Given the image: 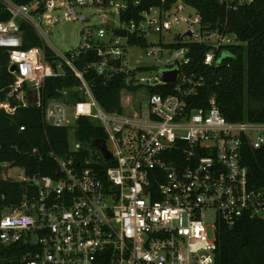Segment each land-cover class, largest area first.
<instances>
[{"label": "built area", "instance_id": "built-area-1", "mask_svg": "<svg viewBox=\"0 0 264 264\" xmlns=\"http://www.w3.org/2000/svg\"><path fill=\"white\" fill-rule=\"evenodd\" d=\"M141 1L0 0L9 13L0 20V47L15 67L7 96L41 107L46 124L74 121L69 154L50 153L54 176L1 163V175L24 186L14 203L0 190V243L18 248L22 264H214L221 225L264 218V186L251 184L241 160L245 142L264 153V121H229L212 97L198 107L192 100L202 77L188 69L186 44H206L204 63L217 64L235 34L205 28L183 0L138 9ZM252 1L219 0L226 9ZM61 21L82 24L79 47L60 51L50 43L47 28ZM20 22L32 27L39 45L23 46ZM67 69L78 79L73 90L80 99L66 102L69 89H62L43 103L45 79ZM91 69L105 78L125 74L122 91L138 95L130 111L122 99L120 112L99 105L86 76ZM173 69L176 79L164 81L162 72ZM0 107L15 109L7 100ZM80 116L103 128L109 159L75 138ZM83 148L87 154L77 158ZM11 167L19 172L6 175Z\"/></svg>", "mask_w": 264, "mask_h": 264}, {"label": "trees", "instance_id": "trees-1", "mask_svg": "<svg viewBox=\"0 0 264 264\" xmlns=\"http://www.w3.org/2000/svg\"><path fill=\"white\" fill-rule=\"evenodd\" d=\"M27 1L16 0L17 3ZM159 1L142 0L138 9L157 5ZM183 2L200 15L205 28H218L236 36V43L223 48L222 60L212 65L204 63V55L210 49L206 44H186L191 56L188 69L202 77L197 95L192 99L193 105L204 106L212 97L220 113L229 121H264V0H253L230 9L219 0ZM8 18L9 13L0 3V20ZM19 25L24 47L40 44L29 24L20 22ZM96 59L95 54L90 55V61ZM86 76L94 97L105 111H122L121 91L126 87L125 74L105 78L91 69ZM13 78L8 53L0 47V104L7 100L15 107L12 113L0 107V190L6 194L8 203L19 199L24 186L1 175L2 162L23 167L27 174L54 176L57 165L50 153L66 157L71 151L69 127L46 124L42 120L41 107L32 102L21 105L14 97L7 96ZM77 84L78 79L68 69L47 77L41 88L42 102L58 97L62 89H69L64 99L66 102L80 99L73 90ZM75 138L89 147L93 139H106L100 124L85 116L75 121ZM87 152V148H83L75 152V156L83 158ZM241 160L248 168L251 184L264 186V153L245 142ZM216 244L214 264H264V218L245 217L233 227L221 225L216 230ZM18 254V248L0 243V264H22L16 259Z\"/></svg>", "mask_w": 264, "mask_h": 264}, {"label": "rangeland", "instance_id": "rangeland-1", "mask_svg": "<svg viewBox=\"0 0 264 264\" xmlns=\"http://www.w3.org/2000/svg\"><path fill=\"white\" fill-rule=\"evenodd\" d=\"M190 12L195 13V10L192 8L189 9ZM111 18H114L115 23H118L117 16L115 14L110 15ZM82 27V24L78 21H61V23H57L51 27L47 28V36L49 38L50 43H52L58 50L60 51H67L71 49H75L81 45L82 38H81V32L80 29ZM163 59L167 58V53L163 54ZM150 58H145L144 63H149ZM161 63H158L160 65ZM157 69H153L152 73H155ZM144 89L143 87H140L138 90ZM137 92L133 91L130 92L128 90H124L121 92V99L122 104L124 107L127 106V111L131 110V104L129 105L130 100H135L137 98ZM97 122V121H96ZM74 125V121L71 119V122L69 124V128L72 131V127ZM73 140V135L70 134V145ZM17 172H19V169L16 167H11L8 169L6 175H15Z\"/></svg>", "mask_w": 264, "mask_h": 264}, {"label": "water", "instance_id": "water-1", "mask_svg": "<svg viewBox=\"0 0 264 264\" xmlns=\"http://www.w3.org/2000/svg\"><path fill=\"white\" fill-rule=\"evenodd\" d=\"M118 34L124 35V32L120 31L118 32ZM14 68H15L14 65H12L9 69L10 71H12L14 70ZM177 72H178L177 69H173L169 71L164 70L162 72V79L166 82H173L176 79ZM91 145L99 148L106 159H109L111 157L110 152L106 149L104 139H100V138L93 139L91 141Z\"/></svg>", "mask_w": 264, "mask_h": 264}]
</instances>
